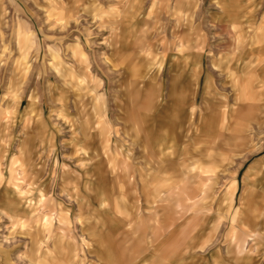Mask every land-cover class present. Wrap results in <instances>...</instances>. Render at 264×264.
Wrapping results in <instances>:
<instances>
[{
    "label": "rangeland",
    "instance_id": "obj_1",
    "mask_svg": "<svg viewBox=\"0 0 264 264\" xmlns=\"http://www.w3.org/2000/svg\"><path fill=\"white\" fill-rule=\"evenodd\" d=\"M0 264H264V0H0Z\"/></svg>",
    "mask_w": 264,
    "mask_h": 264
},
{
    "label": "crops",
    "instance_id": "obj_2",
    "mask_svg": "<svg viewBox=\"0 0 264 264\" xmlns=\"http://www.w3.org/2000/svg\"><path fill=\"white\" fill-rule=\"evenodd\" d=\"M223 10L224 11H226L227 10V15H229V19H228V22L230 23V28H231V31H234L236 34H237V37L239 38V37H241V32L239 31V29L236 27V25L238 24V15L237 14H235V13H233L232 11H231V13H230V5L229 4H226V6L223 8ZM229 11V12H228ZM239 42H240V40H238ZM239 44L240 43H236V48L239 46ZM238 58H237V56L234 54V61L235 60H237ZM177 100L179 101L180 100V104L178 103H176V101H175V103L173 104V108H174V113L173 114H175L176 116H180V114L182 115V113L184 112V111H186V110H181V108H179V106L181 105V103L183 102V98H181L180 96H179V98H177ZM193 110H191L190 111V117H191V119H193L192 117H193ZM203 123H202V125L203 126H205V128H207V125L209 124V127H211V125L213 124V122L216 120V117H215V114H214V116L213 117H211L210 119H209V117H208V115H203ZM180 124L181 123H183V120L180 118ZM177 123H175V125H176ZM179 124V123H178ZM254 169V168H253ZM250 175V174H249ZM252 231H250L249 230V232H247L246 234H244V236H245V238H248V237H250V236H252L250 239L253 241V243L254 242H257L258 241V239H259V237H258V235H257V233H252ZM243 240H245V239H242L241 240V242H243ZM238 249H241L240 248V246L238 245Z\"/></svg>",
    "mask_w": 264,
    "mask_h": 264
}]
</instances>
